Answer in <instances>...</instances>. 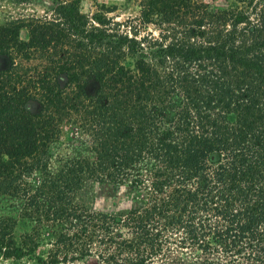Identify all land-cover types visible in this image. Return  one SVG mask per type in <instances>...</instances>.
Instances as JSON below:
<instances>
[{
    "label": "trees",
    "instance_id": "16d2710c",
    "mask_svg": "<svg viewBox=\"0 0 264 264\" xmlns=\"http://www.w3.org/2000/svg\"><path fill=\"white\" fill-rule=\"evenodd\" d=\"M109 11L54 0L26 40L0 25V202H19L0 212V254L185 264L184 248L193 264H264V0ZM64 120L87 151L52 170Z\"/></svg>",
    "mask_w": 264,
    "mask_h": 264
},
{
    "label": "rangeland",
    "instance_id": "374dc122",
    "mask_svg": "<svg viewBox=\"0 0 264 264\" xmlns=\"http://www.w3.org/2000/svg\"><path fill=\"white\" fill-rule=\"evenodd\" d=\"M200 3H209L211 5H221L223 0H195ZM80 10L82 13L90 16L93 13L111 10L106 12L108 17L123 21L135 18L139 15L141 0H79ZM54 8V0H0V25L14 22L19 25V38L26 40L29 35V23L31 19L43 18L50 16ZM149 29L154 26L149 25ZM15 61L25 65L34 64V62L26 63L21 57L13 54ZM1 64L5 60H0ZM93 87L88 86L89 92L93 91ZM86 140L85 134L75 128L73 124L64 120L61 124V131L56 142L50 145V169L54 170L64 159L75 155L83 154L87 151V146L83 145ZM0 212L17 215V207L19 202L13 199H7L0 202ZM29 230L27 221L18 219V223L14 229L17 239ZM49 246L41 245L38 249L29 255L21 258H5L0 254V264H38L37 257L45 256V252ZM184 259L185 264H193L196 258L188 249H180L177 252ZM90 264H99L90 262Z\"/></svg>",
    "mask_w": 264,
    "mask_h": 264
}]
</instances>
